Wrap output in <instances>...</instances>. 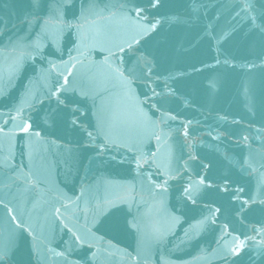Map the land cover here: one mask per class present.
I'll return each instance as SVG.
<instances>
[{
	"label": "water",
	"instance_id": "95a60500",
	"mask_svg": "<svg viewBox=\"0 0 264 264\" xmlns=\"http://www.w3.org/2000/svg\"><path fill=\"white\" fill-rule=\"evenodd\" d=\"M38 3L0 0V264H264V25L249 19L260 24L264 0H88L86 47L77 51L75 29L50 25L40 56L21 59L9 38L40 32ZM83 4L69 0L64 20L75 24ZM133 7L166 19L142 38L124 18ZM134 38L139 51L109 56ZM141 53L155 64L151 86L175 93L159 112L139 80L128 91L112 72ZM21 99L31 105L22 116ZM169 166L176 178L156 189ZM202 177L191 205L182 189ZM206 216L215 223H197Z\"/></svg>",
	"mask_w": 264,
	"mask_h": 264
},
{
	"label": "snow or ice",
	"instance_id": "6c2138e0",
	"mask_svg": "<svg viewBox=\"0 0 264 264\" xmlns=\"http://www.w3.org/2000/svg\"><path fill=\"white\" fill-rule=\"evenodd\" d=\"M44 3L47 5V15L46 16H40L37 15L35 17V23L40 25V32L36 33L34 36L29 33L27 37H22V36H17L15 39L9 38V44L12 46V50H20L21 54V59L27 57L29 59H34L36 56H40V54L43 51L44 48V41L45 40H52L55 36V33L49 32L48 28L50 25H56L58 28H68V29H75L76 34H77V39H76V48L77 51H79L80 48L86 47V42L88 41L89 37L88 34L85 33L84 31V25L89 22V16L92 14L91 10L95 7L94 4L88 3V0H85V4L81 6L80 10V16L77 18V22L75 24L73 23H68L64 20L63 17V11L62 9L68 5L69 0H52L50 4H48V0H44ZM37 4L39 6L38 0ZM161 4V0H147V8L155 9L158 8ZM250 5H245V8H250ZM121 9H126V5H120ZM146 11V8L144 7H133V8H127V13L125 15V19H128L132 21L133 24L139 26V32L142 34V38L144 36H148L151 33H154L157 30L158 25L162 23V19L166 18H157L155 16L151 17L149 19L144 15ZM249 19L252 22V25L254 27H261V25H264V12H262L259 16L260 19V24L256 23L257 17L256 16H249ZM147 21V23H145ZM25 23H32V21L28 20L26 18ZM264 31V28L261 29ZM27 41V42H25ZM141 43V40L138 39H133L131 43H127L126 47H118L117 52H109V56L112 57H117L118 53H125L128 51L129 53H134L139 51L135 46L139 45ZM72 59V57H70ZM143 65L142 68V75L137 76V67ZM154 67L155 64L151 59H149V56L144 55L141 53L136 57L135 63L131 64L129 66V63L126 62L122 56H119L117 58V63L115 67H112V72L114 76L118 79L120 82L121 86L127 89L128 91H131V85L133 83H136L137 80L140 81V83L149 89L151 92V95L145 94V99L144 103H147L150 100L155 99V103L150 104L149 107L154 109V111L159 112L161 108L163 107L164 103V98L166 96H171L174 95V90L168 89L167 91H156L155 88H153L151 85L155 83L153 80V72H154ZM71 75V73H69ZM171 77H165V79H169ZM161 79L160 75H156V80ZM68 83V77H64V84L60 85V87L56 90L57 92L61 91L64 89L65 85ZM56 93H53L55 95ZM86 95V94H85ZM57 102L60 105H65V100H61L59 96H57ZM159 105V107H158ZM25 107H31L30 104L26 103L25 100L21 99V101L16 105L15 111L17 115L22 116L23 111ZM79 109H75L74 111H78ZM11 120H15V116H10ZM168 119L175 120V116H168ZM163 118L161 119V123H163ZM5 125H7L8 121L6 120ZM75 123V121H73ZM155 127H159V125H156L155 122H153ZM32 129V123L29 121H25L21 126H20V131L23 133H29L30 130ZM3 129L0 128V132H2ZM35 135L39 136L40 133L36 132ZM87 135L89 137H92L93 133L88 132ZM155 135V133H154ZM163 135V132L159 135H155V139L159 141L161 139V136ZM184 135L187 137L188 133L187 130L184 132ZM246 139V138H245ZM107 146V140L105 141L104 145H98L100 147L101 151L104 150V148ZM155 153H153V156ZM190 159H196L194 156H190ZM145 163H148V161H145ZM247 163V161H245ZM136 166L137 168H142L143 165L140 164L139 160L136 161ZM159 169V165L157 166ZM207 167V165L205 166ZM251 167V165H249ZM173 171V169L169 166L166 170L161 171L160 175L162 177H167V179L163 180V183L161 184H156L153 181V185L156 189L159 190H165L166 188L164 185L168 183V180L170 179H175V176H172L170 173ZM186 171V169H185ZM151 179V178H150ZM194 183L199 184L201 186H205V180L204 178H200L198 181L193 182L189 181L187 186L183 187L182 192L184 199L189 202L191 205H195L197 203V199L195 198L196 192L194 190ZM207 187H212L211 184L206 185ZM223 191H228L227 187L223 189ZM238 192H243V188L237 189ZM245 203H248L245 201ZM9 213L11 214L12 209H8ZM210 212H213L214 214L219 213L220 209L216 208L214 210L209 209ZM13 220H16L15 216H12ZM135 217H133V221L129 222V226L133 229L137 227L136 223L134 222ZM209 220H211L213 223H215L214 220H212L211 216H206L203 217L201 220L197 221L198 224L204 225L206 224ZM18 228L23 229L24 225L18 223L17 224ZM26 230V229H25ZM74 235V240L76 243L80 245H87L89 248L94 247L91 244H88L87 239L79 236V235ZM102 239V238H101ZM245 239H251L250 237H246ZM244 247V241H239L237 240V243L230 249V252L232 255H239L241 250ZM63 253H57V255H62ZM95 257V253H93V258ZM6 259V254L0 253V261H4Z\"/></svg>",
	"mask_w": 264,
	"mask_h": 264
}]
</instances>
